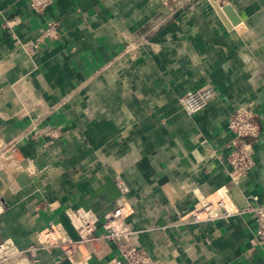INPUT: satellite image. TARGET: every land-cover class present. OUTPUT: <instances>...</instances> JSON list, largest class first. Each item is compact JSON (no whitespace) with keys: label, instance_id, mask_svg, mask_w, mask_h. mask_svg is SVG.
Wrapping results in <instances>:
<instances>
[{"label":"crops","instance_id":"crops-1","mask_svg":"<svg viewBox=\"0 0 264 264\" xmlns=\"http://www.w3.org/2000/svg\"><path fill=\"white\" fill-rule=\"evenodd\" d=\"M49 22L57 39L28 56L22 45ZM206 84L214 99L188 116L180 96ZM242 108L260 129L253 167L233 183L227 120ZM9 143L8 264H105L116 244L82 242L72 216L92 214L98 237L116 204L152 264H264L253 218L264 205V0H55L42 15L0 0V148ZM219 199L230 216L187 217ZM60 237L77 243L68 256Z\"/></svg>","mask_w":264,"mask_h":264},{"label":"built area","instance_id":"built-area-1","mask_svg":"<svg viewBox=\"0 0 264 264\" xmlns=\"http://www.w3.org/2000/svg\"><path fill=\"white\" fill-rule=\"evenodd\" d=\"M55 0H28L30 9L38 15L44 12L53 4ZM188 0H185L187 2ZM58 37V25L55 22L46 24L44 30L32 41L22 45L28 56H33L40 45L48 39L54 40ZM215 89L211 84H206L198 89L188 91L179 98L181 110L188 116L197 114L203 110L208 103L214 99ZM227 129L232 134V139L228 144L229 152L227 161L230 167V178L233 183L249 174L253 167V157L251 144L259 134V125L252 111L238 109L231 113L227 120ZM4 162L12 163L9 170H17L18 152L13 143H9L0 148V164ZM233 213L224 199H219L215 203L205 202L198 208H194L189 214L193 222L209 220L218 217H228ZM128 216V208L125 204H116L105 216L101 223L103 233L95 237L94 231L97 219L92 214L74 213L73 219L77 233L82 242L91 243L94 240L113 242L117 246V256L107 260L105 264H152L149 256L141 249L130 243L131 232L123 224ZM255 224L254 242L264 246V205H258L253 210ZM52 228L46 233L49 235ZM60 243L65 245L64 254L70 255L77 245L68 238H61ZM9 244L0 241V264H8L13 255H7Z\"/></svg>","mask_w":264,"mask_h":264},{"label":"water","instance_id":"water-1","mask_svg":"<svg viewBox=\"0 0 264 264\" xmlns=\"http://www.w3.org/2000/svg\"><path fill=\"white\" fill-rule=\"evenodd\" d=\"M213 6H214V8H215V10L217 11V13L219 14V15H221V14H225V15H227V16H229L230 15V11H229V7H227V6H222V7H220V6H218L216 3H214L213 2ZM236 21V20H235Z\"/></svg>","mask_w":264,"mask_h":264}]
</instances>
